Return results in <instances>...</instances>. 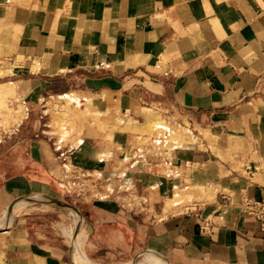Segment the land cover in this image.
<instances>
[{
    "label": "crops",
    "instance_id": "1",
    "mask_svg": "<svg viewBox=\"0 0 264 264\" xmlns=\"http://www.w3.org/2000/svg\"><path fill=\"white\" fill-rule=\"evenodd\" d=\"M0 112V213L79 210L0 264H264V0H0Z\"/></svg>",
    "mask_w": 264,
    "mask_h": 264
},
{
    "label": "rangeland",
    "instance_id": "2",
    "mask_svg": "<svg viewBox=\"0 0 264 264\" xmlns=\"http://www.w3.org/2000/svg\"><path fill=\"white\" fill-rule=\"evenodd\" d=\"M7 101L9 103V105H11L12 99L10 98V96L7 97ZM5 112H7V111H5ZM1 115L4 116L5 113L0 112V118H1ZM0 122H2V120ZM67 212L71 216V219L69 218V215L67 214ZM67 212H66V210L61 209L57 206H53L52 204L49 206H37L35 204H30L27 201H25V203L22 204V206L19 210L13 212V215L11 218L12 219L14 218V220L16 221V219L18 217L28 216V225L32 228L33 231H36L41 226L44 228L45 231H48L47 225L52 224V223H56L55 221H57V219L61 223L64 221L65 225H68L71 221L73 222V219L75 218V216L71 215L69 212H71L72 214H74V213L70 210ZM2 214H5V213H0V215H2ZM14 220H13V222H14ZM13 222H12V225L9 224L10 226H5V225H8L9 221L0 223V232L13 227V225H14ZM59 226H61V228H63L62 224H60ZM73 228H74L73 224H71L64 230L65 236H63V239L64 238L65 239L71 238V236L73 235V230H74ZM53 230L60 233V231L56 225H55V229H53ZM53 230H52V232H53ZM56 235H58V234L53 232V233H51L50 236H52L55 239ZM72 242H73V245L76 243V236H75L74 240H72ZM144 253L145 252H143V251H138V252L137 251L136 252L130 251L125 255H120L122 257L121 258L122 260L118 261L116 264H141L142 263L141 258H143L145 256V255L142 256ZM88 257L91 260V262L94 261L93 263H95L96 260H92L90 258V256H88ZM129 257H132V258H129ZM127 258H129V260L125 261V259H127ZM138 261H141V263H138ZM96 262L98 263V261H96ZM97 263H95V264H97ZM64 264H72V261L69 259L67 253H66L65 258H64ZM73 264H75V263H73Z\"/></svg>",
    "mask_w": 264,
    "mask_h": 264
},
{
    "label": "bare ground",
    "instance_id": "3",
    "mask_svg": "<svg viewBox=\"0 0 264 264\" xmlns=\"http://www.w3.org/2000/svg\"><path fill=\"white\" fill-rule=\"evenodd\" d=\"M24 199V197H20L16 200V202L12 205V207H9L6 211L5 214L0 215V223L2 222H10L11 220H13L11 217L13 215L14 211H17L19 209V207L22 204V200ZM54 198L47 196V202L55 204L57 206H61L64 208H67L68 210L72 211L76 216L78 215L77 210L72 207L71 205L65 203V202H54L53 201ZM78 221V220H77ZM82 226V224H81ZM80 226L78 233L76 234V236H80L82 234V227ZM84 227V225H83ZM72 240H73V235L71 236ZM141 261L143 264H165L160 257L154 255V254H148L147 256H144L143 258H141ZM141 261H138V263H141ZM75 264H95L93 262H91L90 260H88L84 255L82 254H77L76 253V257H75ZM141 263V264H142Z\"/></svg>",
    "mask_w": 264,
    "mask_h": 264
},
{
    "label": "built area",
    "instance_id": "4",
    "mask_svg": "<svg viewBox=\"0 0 264 264\" xmlns=\"http://www.w3.org/2000/svg\"><path fill=\"white\" fill-rule=\"evenodd\" d=\"M243 205L245 210L253 213L260 229L264 230V200H246Z\"/></svg>",
    "mask_w": 264,
    "mask_h": 264
},
{
    "label": "water",
    "instance_id": "5",
    "mask_svg": "<svg viewBox=\"0 0 264 264\" xmlns=\"http://www.w3.org/2000/svg\"><path fill=\"white\" fill-rule=\"evenodd\" d=\"M27 199H28V201H30V202H32V203H41V204L45 203V202H43V201H40V202H39V201L34 200V199H32V198H27ZM53 201H54V202H65V203H67V204H71L73 207L77 208L74 204H72V203H70V202H68V201L62 200V199H56V198H54ZM12 202H13V200L10 201V202L8 203V205H7L6 208L4 209V212H3V213H6L7 209H8L9 206L12 204ZM50 204H52V203H50ZM77 210H78V209H77ZM77 212L79 213V210H78ZM79 226H80V223L77 222V224H76V226H75V229H74L75 234L77 233V231H78V229H79Z\"/></svg>",
    "mask_w": 264,
    "mask_h": 264
}]
</instances>
